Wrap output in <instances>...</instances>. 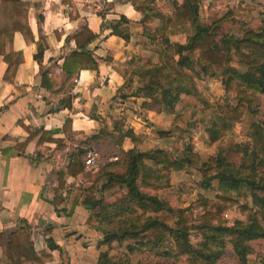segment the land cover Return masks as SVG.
I'll return each mask as SVG.
<instances>
[{
    "label": "trees",
    "instance_id": "obj_1",
    "mask_svg": "<svg viewBox=\"0 0 264 264\" xmlns=\"http://www.w3.org/2000/svg\"><path fill=\"white\" fill-rule=\"evenodd\" d=\"M123 1L141 14V38L154 45V52L159 57L158 64L146 62L134 71L142 87L130 97L142 99L141 107L145 111L174 114L183 95L197 94L194 80L199 78L200 72L211 78L218 75L225 95L233 97L232 103L224 99L217 102L214 121L208 130L211 145L218 143L227 132L241 123L247 112L254 114L252 106L256 97L264 96V20L257 28L243 30L241 35H226L222 32L224 21L251 17L250 10L242 7L241 3L212 26H203L198 23L202 0H183L182 3L173 0L169 17L156 9L157 0H117L119 3ZM12 2L15 32L18 19L22 17L26 20L27 4L22 0ZM63 2L68 3L73 13L76 11L69 0ZM103 14L101 12L99 15L103 17ZM155 21L158 26L151 30L150 26ZM185 24L192 26L193 35L186 39L185 44L170 41V36ZM108 29L111 35L129 41V22L126 18L109 22ZM94 39L87 27L72 37L76 48L64 57L61 67L66 80L72 79L80 70L95 71L99 62L112 61L110 56L105 60L97 59L86 50ZM34 58L40 63L41 53L38 52ZM233 59L236 66L232 64ZM15 62L9 64L4 78L14 75L17 68ZM46 81L47 75L43 74L41 86L46 87ZM61 105L71 108L70 98L64 99ZM177 120L178 117L174 122ZM66 125H70V122L66 121ZM117 132V145L120 146L127 138L133 143V148L123 151L119 147L116 161L105 164L96 174L90 175L84 168L89 149H79L67 166L69 175L75 177L81 174L93 187L87 189L82 204L89 212V225L97 224L103 234L97 247L104 250L96 264H129L127 256L117 258L109 254L114 244L121 246L125 242H133L126 245L130 254L140 247H149L159 257H185L187 264H216L224 256L226 247L230 246L237 262L248 264V257L253 252L251 244L264 241V120L249 126L248 143L228 149L219 148L215 156L207 157L203 163L191 148L185 149L180 158L172 159L163 150L150 153L141 151L138 146L140 136L135 135L132 129L123 132L118 128ZM100 134L111 135L106 134L105 130ZM97 138L95 136L91 140ZM86 142H82L81 146ZM229 152L250 157L251 165L238 169L228 167L226 155ZM146 162L167 173L194 169L202 178L199 187L204 191L216 183L212 199L199 195L195 202L201 211L195 226L185 224L183 215L186 210H174L166 199L160 197V186L143 180L142 171ZM99 183L95 189L98 194L96 198L93 190ZM109 192L112 201L106 202L104 194ZM248 199H251L252 207H249ZM234 209L245 219L229 225L227 215ZM163 213L174 216L175 227L162 222L158 214ZM191 231H196L201 239L198 248L190 241ZM167 238L171 243L162 251ZM47 247L49 251L56 249L52 241L47 242ZM0 251L2 264H46L53 259L48 252L34 251L31 228L25 221H21L19 229L9 237L0 234ZM257 264H264V257Z\"/></svg>",
    "mask_w": 264,
    "mask_h": 264
},
{
    "label": "crops",
    "instance_id": "obj_2",
    "mask_svg": "<svg viewBox=\"0 0 264 264\" xmlns=\"http://www.w3.org/2000/svg\"><path fill=\"white\" fill-rule=\"evenodd\" d=\"M22 1L27 17L18 19L13 32V2L0 0V234L9 237L25 221L34 251L53 258L46 264H96L104 250L97 247L103 234L97 224L89 225L82 204L85 187L92 184L81 174L69 175L67 166L79 149H89L88 155L97 157L99 164L94 171L85 163L84 168L94 175L111 162H104L106 157L96 150L103 138L115 142L117 150L128 151L133 148L129 139L116 143L118 128L132 129L146 144L153 126L162 125L163 115L145 111L140 99L130 97L135 79L131 90L125 89L130 61L139 53L142 16L127 1L69 0L74 13L63 0ZM120 17L129 22L128 42L108 29V23ZM83 27L95 37L86 50L112 61L66 80L62 63L75 50L72 37ZM38 52L40 63L34 58ZM12 61H17L16 71L4 78ZM43 74L46 87L41 86ZM66 98L71 108L61 105ZM66 121L70 125L65 126ZM102 130L111 135H99ZM93 196H98L96 191ZM49 241L55 250L49 251Z\"/></svg>",
    "mask_w": 264,
    "mask_h": 264
},
{
    "label": "rangeland",
    "instance_id": "obj_3",
    "mask_svg": "<svg viewBox=\"0 0 264 264\" xmlns=\"http://www.w3.org/2000/svg\"><path fill=\"white\" fill-rule=\"evenodd\" d=\"M173 0H157L155 3L156 9L169 17L172 13L171 2ZM182 3L183 0H175ZM242 7L248 8L251 12L249 19L232 18L222 23V32L226 35H241L243 30L248 28H257L264 20V0H202L198 14V23L203 26H212V23L219 20L231 9L235 8L238 4ZM158 26L155 21L150 29L154 30ZM194 31L191 25L185 24L174 35L170 36V41L174 43L185 44L186 39L193 35ZM139 53L135 54L130 61L131 75L127 80L125 89L131 90L133 80H136L131 94L138 88H141L139 77L134 71L142 64L150 62L152 64L159 63V57L154 52V45L150 44L144 37L137 40ZM232 64L236 66L235 59ZM199 78H195L194 83L197 94L194 96L183 95L177 103L174 114L161 113L163 120L161 126H153L150 141L144 144L142 136L139 137V148L141 151L150 153L154 150H163L170 158H180L185 149L191 148L192 152L198 154L202 163L207 157L215 156L219 148L228 149L234 146H240L248 143V129L254 122H262L264 120V96H257L252 106V112L246 113L241 121L231 131L227 132L223 139L216 144H210L208 130L214 121V113L216 111L217 102L220 99L228 100L232 103V96H227L224 93L223 83L221 78L216 75L215 77L204 76L200 72ZM130 94V95H131ZM139 102H143L140 99ZM142 104V103H141ZM184 109L186 111L184 112ZM178 117L176 122L175 118ZM161 136V137H160ZM159 139L161 141H159ZM96 150L102 157H106V161L114 159L117 156V148L115 142H110L106 139L96 146ZM226 151V150H225ZM88 156V155H87ZM94 165L99 164V159L93 155H89ZM87 160V157L85 161ZM227 166L230 168L238 169L240 166L249 167L251 165L250 157H245L241 153L229 152L226 155ZM102 162V163H104ZM181 172H164L157 166H153L151 162H146L142 171V178L145 182L160 186L159 192L162 199H166L174 210H186L184 212V220L187 226H195L198 223L200 209L195 206V202L199 195L208 199L214 196L216 183H212V187L204 191L199 187L202 181L200 174L194 169ZM188 172V173H187ZM172 176V177H171ZM96 184L94 190L98 188ZM91 185L85 187L91 188ZM93 188V187H92ZM98 198V197H96ZM104 201L111 202V192L104 194ZM249 207H252L251 199L247 200ZM152 216V215H149ZM162 222L170 227H175L176 219L172 214H158ZM228 224L232 225L236 220H244L237 209L228 212ZM190 241L195 247H199L201 239L196 231L190 232ZM133 242H125L121 246L113 245L110 255L113 257L121 258L127 256L129 264H187L185 257L178 259L159 257L157 252L151 251L149 247H140L133 251L131 254L127 252L126 245ZM170 238L166 239L162 251L169 247ZM252 254L248 257V264H257L260 259L264 257V241H257L251 244ZM216 264H239L232 253L230 246L226 247L224 256Z\"/></svg>",
    "mask_w": 264,
    "mask_h": 264
},
{
    "label": "built area",
    "instance_id": "obj_4",
    "mask_svg": "<svg viewBox=\"0 0 264 264\" xmlns=\"http://www.w3.org/2000/svg\"><path fill=\"white\" fill-rule=\"evenodd\" d=\"M100 9L102 6H99ZM116 161V158L114 159ZM85 167L88 168L90 171H94L97 165H94L92 158L88 155L87 160L85 161Z\"/></svg>",
    "mask_w": 264,
    "mask_h": 264
},
{
    "label": "water",
    "instance_id": "obj_5",
    "mask_svg": "<svg viewBox=\"0 0 264 264\" xmlns=\"http://www.w3.org/2000/svg\"><path fill=\"white\" fill-rule=\"evenodd\" d=\"M189 2V0H187Z\"/></svg>",
    "mask_w": 264,
    "mask_h": 264
}]
</instances>
